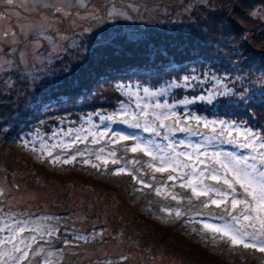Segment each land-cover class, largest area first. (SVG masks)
I'll list each match as a JSON object with an SVG mask.
<instances>
[{"label": "trees", "instance_id": "16d2710c", "mask_svg": "<svg viewBox=\"0 0 264 264\" xmlns=\"http://www.w3.org/2000/svg\"><path fill=\"white\" fill-rule=\"evenodd\" d=\"M260 8L263 11L262 15H250L251 12ZM142 29L146 31V36L140 35L141 37L135 43L124 39L126 43L117 45L113 39H110L83 52L67 47L61 60L57 61L56 71L49 75L43 73L41 76L33 75L29 78L17 74L7 78V81L11 79L12 85L6 81V86L3 89L0 88V174L7 181L14 182L13 179L20 178V182L26 188H28V181L30 185H34V176L37 173L33 167H41L44 161L46 170L56 173L63 171L66 177H92L100 181L99 184L111 186L119 183L121 178L125 182L126 193L120 194L140 210H137L140 217L131 212L114 217L115 213L105 211L102 213L104 217L99 216V222L83 232V235L75 231H64L63 240L67 242L80 241L84 246H89L98 240L101 232L109 224L116 226L119 222V227L133 234L132 239L139 241L143 249L154 251L168 247L169 241L174 250L185 249L188 246L174 240L171 237L172 232L180 233L192 241L196 240L189 238V234H196L199 239L206 238L203 241L211 243L213 233L203 229L200 220H208L209 214L212 215L211 221L216 223H225L229 219L224 212L225 207L212 205L206 196H193L188 186H185L187 191H183L182 187L168 180L172 172L170 169L161 172L162 174L155 171L154 166L150 167L147 154L137 151L136 155L135 152L130 151L132 140H126L128 142L118 140V136H113V132L124 131L140 138L147 136L149 140L152 138L154 143L162 141V145L165 146L168 145L166 142L168 139L177 144L176 150L189 144H203L202 151H207L208 155L214 151L230 152L229 149H234L236 146L221 143L219 140L207 143L204 136L211 133L204 128L203 123L198 124L190 118L185 120L190 113L207 120L225 119L244 122L248 127L264 134V121L257 124L260 116L256 114H262L261 108L256 114L248 111V116L244 118L242 112L229 114V111L222 108L223 104L219 102L220 98L233 97H216L211 104L194 100L196 96L207 95L209 90L216 87L214 78L221 79L233 90L235 96L239 95L234 84L235 76L219 68L223 66L222 49L226 48V56L242 60L244 66L253 65L256 70H259L264 64V0H202L180 20L169 19L156 28L144 26ZM180 68H183L182 72L176 75L170 74ZM136 71L139 73H135ZM12 73L13 71L10 70L9 76L14 75ZM185 76H196L197 79L185 82L183 80ZM71 79L74 80L75 87H60L61 83ZM258 79L264 82L263 77ZM173 83L180 86L170 87ZM186 83L192 86L187 87ZM45 86L48 88L47 91L39 102L36 101L38 94H42ZM239 86L237 85L238 88ZM144 88L158 94L145 95ZM69 95L70 99L68 98V106L65 109H58L51 118H43L46 115L41 112L42 110H46ZM87 99H90V102H83ZM185 99L193 102L179 103ZM165 102L175 104L170 111L176 112L179 124L176 123L175 117L164 121L166 125L177 129L175 131L160 128V121L156 119L155 114L168 110L155 108L154 105ZM142 109L147 112L146 118L140 116ZM124 112L128 115H116L112 120L101 119L102 116ZM132 113L137 115V121L133 122L140 123V128L130 127L129 124L122 122L130 120ZM48 122L52 126L48 129L43 128V125ZM145 126L155 128L160 135L157 136L151 131L145 132ZM179 127H190L192 131L199 134L181 132L178 130ZM101 132L105 133L103 137L99 135ZM66 133L70 134L66 135ZM76 136H79L80 140L71 147L59 146L61 143H72ZM180 141H184V144H179ZM52 145L57 146L53 148ZM34 148L35 151H33ZM45 148L49 149L51 156L44 153ZM56 149L75 156L73 164H64L62 159L56 162L53 156ZM101 149L103 152H100ZM113 149L116 151L114 157L108 155L113 152ZM236 149L239 152L242 151L241 148L236 147ZM14 150L25 157H16ZM243 150L246 154L249 151ZM97 154L106 158L108 163L104 164L103 159L97 160ZM56 156L60 155L56 154ZM85 159L90 161L88 165L82 164ZM113 159L118 163L113 164ZM208 162L211 163L212 160ZM207 164H201V167ZM118 167L125 168L128 173L113 174L114 169ZM149 168H152V171H148ZM189 171L190 169L187 170ZM133 176L137 179H133ZM207 181L210 180L206 179L204 182ZM213 182H211L213 187L225 188L214 186ZM156 188L161 189L159 194ZM71 194V192L56 194L55 196L62 203L49 205L47 213L62 214L60 209L67 207V202L70 201L67 198H73ZM172 195L177 198L172 199ZM205 204L208 206L205 207ZM177 208L184 213L180 218H177L175 214ZM227 208L231 210L228 205ZM232 211L233 214L237 212ZM1 214L0 210V227L5 222L10 223L13 220L8 215L2 221ZM71 215L72 212L56 216L72 221ZM147 218L149 221L146 220ZM109 219L110 222H106ZM70 221L69 224H71ZM156 223L169 231L163 236L153 227ZM193 229L196 231H192ZM42 232L43 238L37 236V240L41 243L56 247V244L60 242L58 235L46 236L45 228ZM1 234L5 237L8 232L5 230L0 232ZM216 242L224 244L225 251L230 257L236 255L242 248L231 246L228 242L221 240L218 235ZM243 251L245 253L239 255L238 262L241 263V257H243L248 261L264 264V254L250 248ZM222 259L227 258L222 257Z\"/></svg>", "mask_w": 264, "mask_h": 264}, {"label": "rangeland", "instance_id": "374dc122", "mask_svg": "<svg viewBox=\"0 0 264 264\" xmlns=\"http://www.w3.org/2000/svg\"><path fill=\"white\" fill-rule=\"evenodd\" d=\"M201 1L202 0H88L90 8L100 7L102 9V16L106 17L107 10L111 7H115L120 11L127 12L130 18L115 16L112 19H104L103 21H85L83 22V26L87 27L90 24L92 28V30L87 33L83 32L80 27H74L69 20L61 18L59 22L56 23L55 30H48V35H50L53 40H57V31H59L60 34L69 37V39L59 41L57 47L53 49V47L47 41L41 38L40 48L37 50V54L34 57L31 55L30 40H34L35 38L30 36L29 39H26L23 34H20L19 39L21 44L19 47L23 49L25 48L26 44L28 46V64L27 66L19 64V52H17L14 56V59L16 60L18 66L11 69L14 75L9 76V72L7 75L0 72V88L3 89V87L6 86L5 83L7 78H12L17 74L29 78L33 75H36L37 77L41 76L43 73L49 75L51 72L56 71L57 61L61 60L66 48L70 47V45L74 44L75 47H71L72 49L78 50V52H83L89 50L94 45L96 46L102 42H107L110 39H113L117 45L126 43L123 41L124 39H129L131 43H135L136 40L145 35L146 31L142 29L144 26L156 28L158 25L168 21L169 19L180 20L186 14H189L190 11H186V9H191L194 5ZM130 4L133 6H138L139 11H133L132 8L129 7ZM79 11L81 14H83L84 9H80ZM254 11L258 13L257 15H262L263 12L262 8L256 9ZM18 13L20 15L15 23V31L17 33H20L21 22L32 25L42 24L44 22L42 18L35 13H28L26 11ZM25 17H27L26 20ZM77 23L79 24L80 22L78 21ZM117 45L115 46L116 49L118 48ZM222 56L223 66L219 68L220 70L226 71L228 74L235 76L234 84H236V90L239 92L238 96H235L231 99H239L246 96L251 97V101L246 99L244 100V103H224L222 101L231 99L220 98L219 102L223 104L222 108L228 110L229 114L242 112L244 118L248 116V111H250L251 114H256L261 108L262 114H256L260 116V120L257 121V124H260V122L263 123L264 82H260L258 77L264 78V64L260 66L259 70H256L253 65L250 67L244 66L242 60L226 56V48L222 49ZM5 58L10 57L6 56ZM40 61H43V63L40 64ZM182 70L183 68H180L176 71H172L170 74L176 75L182 72ZM135 73L139 72L136 71ZM237 85H240L239 88ZM66 86L75 87L74 80H67L61 83L60 87ZM99 86L100 84L97 86V89ZM47 89V87L44 88L42 94H38L36 101L39 102L41 100ZM68 98L70 99V95L65 96V98L60 102H57L55 105L50 106L46 110H42L41 112L46 115L43 116V118H51L58 109H65L68 106ZM83 102L88 103L90 102V99L83 100ZM45 124L46 125H43V128L45 129H48L52 126L50 122ZM106 130L107 127L105 128V131ZM118 133L133 136V134L124 131H119ZM136 137V141L132 140L133 143L130 144V147H132L137 142L143 144L145 141H150L152 151L154 153H156L158 156L164 154L163 152H159L155 147V145L159 144L162 148H166L167 146L162 145V141H157L154 143L153 139L150 138L151 140H149L147 136H143L141 138L140 136ZM118 140H121L119 136ZM65 141H67V139H65ZM122 141L128 142L126 140ZM166 142L169 144L170 141L166 139ZM182 147L184 148H178L177 151H193L191 147ZM229 151H235L237 154L246 155L243 149L239 152L237 151L236 147L234 149H229ZM14 152L18 158H20L19 156L25 157L16 150H14ZM48 152L49 149L45 148L44 153ZM113 152H116L115 149H113ZM139 152L144 153V155L146 154L142 151ZM212 153H210L208 157H210ZM56 154L60 155L62 160L71 156L66 151H58V149H56L55 155L53 156L56 157ZM135 154L137 155L138 153L135 152ZM146 156L149 158L148 160L150 161L151 166H154L155 168L161 166L159 160L153 161L151 159V155L149 154ZM4 157L6 158L7 155ZM179 159L184 163L194 164L195 153H193L192 161L185 160L184 157H180ZM200 159L204 160V164H208L204 165L203 167H201V164L195 165V175L197 176L199 172L202 171L206 166H215L213 162H208L210 159L207 157L202 156ZM73 162L74 160L71 163L73 164ZM82 164L88 165L83 162ZM157 164L158 166H155ZM169 169L172 171L171 168ZM33 170L37 173V175L34 176L35 184L30 185V182L28 181V188H26L25 185L20 182V178L13 179L14 182H9L2 174H0V190H2V193H0V210L2 213L1 220H5L6 217L10 215L11 219L21 221L27 220L29 221L30 225L32 222H35V224L41 226V230L45 228L46 236L49 231H51L55 236L58 235L57 238L60 242L56 244V247L54 245L49 246L43 244L40 242V240L36 239L32 245V250H35L37 247H39L40 245L38 243H40L44 246L46 251L41 253L40 256L30 255V264H38V262L45 259L46 253L48 251L52 252L51 256L46 257L51 262V264H109V262L110 264H258L257 261H248L243 257H241L242 262H238L239 255L245 253V251H243V247L239 249L236 255L230 257L226 253L223 243H213L212 240L211 243L204 242L203 240L206 238L199 239L196 234H189V238L196 240L192 241L187 239V237L182 236L180 233H171V237L174 240L187 245L188 248H179L174 250L171 246V242L169 241V248L166 246L154 251H149L143 249L139 241H134L132 239L133 234L131 235L126 230L120 228L119 222L116 226L109 224L104 229V231L101 232L98 240L94 241L89 246H84L80 241L67 242L63 240L64 231H75L79 232L80 235H83V232H86L93 224L99 222V216L104 217L102 213L105 211H111L115 213V215L112 214L114 217H117L118 214L121 213H124L125 215V213L128 212L140 217L141 215L138 213L140 210L130 204L129 200L123 196L126 193V185L125 182L121 180V178L119 179V183H114L113 186H111L99 184L100 181L92 177H66L64 176L65 173H63V171H60L62 173L61 174L46 170L44 161H42L41 167L35 166L33 167ZM187 170V168L181 167L176 172L172 171L171 175L177 177L172 181L180 187L182 184L186 185L187 181L184 177V174L187 173ZM148 171H152V168H149ZM126 173H128L127 170ZM205 175L207 176V173H205ZM205 180L206 179H204V181ZM211 182L212 180L204 183L206 185H211ZM212 184L214 186L226 188L222 182L217 183L214 181ZM37 189H39V191H37ZM182 189L183 191H187V187H182ZM67 191L72 193L71 195H73V198H67V200L70 201L67 202V207L60 209L62 214L47 213V207L49 205L62 203V201L57 199L55 195L59 194L60 192H62V194L68 193ZM237 194L238 199L246 198L243 195L242 190L239 189V186H237ZM72 199L73 202H71ZM230 199L231 197H229V200ZM229 200L227 205L231 209V203ZM235 211H243V206H239L237 209H235ZM69 212H72V221L67 219L63 220L56 216L68 214ZM237 212H234V214ZM211 219L212 215L209 214L208 220L204 219L200 220V222L201 224L203 221H207L212 224H224L216 223V221L213 222ZM146 220L149 221L148 218ZM69 221L71 224H69ZM106 222H110V219ZM153 227L157 229V231L163 236L167 233V231H169V229L163 228L157 223L153 224ZM32 235H35V233L31 232L30 230H27L22 234L24 238L30 237ZM0 236V238L7 237H4L3 234ZM8 247L10 248L11 246L8 245ZM187 249H191V251H187ZM191 256L192 258H190ZM122 257H125L126 259H121ZM219 257L221 259H218ZM222 257L227 259H222Z\"/></svg>", "mask_w": 264, "mask_h": 264}, {"label": "snow or ice", "instance_id": "6c2138e0", "mask_svg": "<svg viewBox=\"0 0 264 264\" xmlns=\"http://www.w3.org/2000/svg\"><path fill=\"white\" fill-rule=\"evenodd\" d=\"M0 3L7 6L15 7L17 0H0ZM20 6L28 13H35L39 15L44 21L42 24H26L21 22L20 33L14 31L11 27L4 28L0 30V72L8 74V72L17 67L16 60L14 56L19 52V64L27 66L29 59L28 46L21 49L19 45L21 41L19 35L23 34L26 39L29 37H34V40H30L31 43V55L34 57L37 54V50L40 48V39L47 41L53 49H55L59 41L67 40L69 37L62 35L57 31V40L48 35V30H55L56 23L59 22L61 18L69 20L74 27H80L83 32L87 33L92 30L91 25L87 27L83 26L85 21H103L104 19H112L115 16H120L123 18H130L127 12L118 10L115 7H111L107 10V15L102 16V9L100 7H89L88 0H21ZM203 6V5H202ZM133 11H139L138 6L129 5ZM80 9H84L83 14L80 13ZM191 9H186L190 11ZM258 13L253 11L250 13L252 16H256ZM19 15V13H17ZM7 13L5 11H0V22L7 19ZM27 17H25V20ZM80 22L79 24L77 22ZM70 47H75V45H70ZM10 58H5V57ZM43 61H40L42 64ZM196 76H185L183 80L185 82L195 81ZM215 79L216 87L208 91L207 95H199L194 98L195 101H205L211 104L216 97H235V93L229 87H227L223 81L219 78ZM9 85H12L11 79L7 81ZM179 87L173 83L170 87ZM187 87H191L190 83H186ZM163 91V90H161ZM143 92L145 95L156 96L158 92L150 91L148 88H144ZM251 101L250 96L241 97L239 99H231L227 101H222L224 103H244V100ZM192 100H181V104L192 103ZM139 107V105H138ZM155 108H163L168 111H164L156 115V119L160 121V128H168L169 131H175L177 129L171 128L164 123L165 120L175 117L176 123L179 124V117L176 112L170 111V109L175 107V104H164L157 103L154 105ZM116 115H128L127 112L120 114H113L112 116H102V120H112ZM140 116L143 118L147 117V112L142 109ZM192 119L198 124L203 123L205 129H208L211 135H205L204 140L207 143H211L219 140L221 143L233 144L238 148L249 150L246 155L237 154V152H224V151H214L210 157H208L207 151H202L204 149L203 144L195 145H185L192 148V152L177 151V144L169 142L166 148H162L159 144L155 145L159 152H163V155H157L152 151L151 142L145 141L143 144L137 142L131 148L130 151L137 152L142 151L146 154L151 155L152 160H159L161 166L155 168V171L165 172L169 168L173 172H176L179 168H188L189 172L184 174L186 178V185L182 184L181 187L188 186L191 188L192 195L195 197L206 196L209 198V202L216 207H225V212L229 219L225 221L224 224H212L207 221H203V229L213 233V243L216 242V236L218 235L221 240L228 242L231 246L243 247L244 249H253L259 253L264 254V134L247 126L244 122H237L233 120L217 119V120H207L204 117L197 116L195 114H189L185 117V120ZM137 115L135 113L131 114L130 120H123V123L129 124L130 127L140 128L141 124L137 121ZM179 131L188 132L192 135H197L199 133L192 131L190 127H179ZM144 131H151L155 135L159 136L160 132L156 131L155 128L144 127ZM70 133H66L68 135ZM113 136H119L121 140H136L135 136H128L123 133H112ZM55 135V133H53ZM101 137L105 133L101 132L99 134ZM167 138V137H166ZM95 139V138H94ZM80 140L79 136L72 141L70 144L61 143L59 146L62 148H69L72 144ZM179 144H184V141L178 142ZM27 146V142H25ZM57 145H52L56 147ZM43 147V144H42ZM170 149V151H169ZM35 151V148L33 149ZM103 152V149L100 150ZM193 153H195L194 164L184 163L180 160V157H184L185 160L192 161ZM82 154V153H78ZM47 155L51 156L49 151ZM109 156H115V152H110ZM208 157L212 160L215 166H206L202 171L199 172L198 176L196 174L195 165L204 164V160L200 157ZM60 156L54 157L56 162H60ZM75 156H69L63 160L64 164L71 163L75 160ZM97 160L103 159V163L107 164L108 160L102 158L100 154L96 156ZM90 161L85 159L83 163L88 164ZM113 164L118 163L117 160H112ZM151 166V165H150ZM93 167H98V165H93ZM126 172L125 168L115 169L113 174H123ZM207 173V176L205 175ZM177 177L173 175L168 176V180H175ZM133 179L137 177L133 176ZM204 179H209L216 181L217 183L222 182L226 188H216L211 185H206ZM143 183V181H140ZM237 186L242 190L243 195L246 197L244 199L237 198ZM149 187V185H145ZM156 192L159 194L161 192L160 188H156ZM2 193V190H0ZM212 194V195H210ZM229 197H231V210L227 208ZM175 195H172V199H176ZM243 206V211L233 214L232 210H235L238 206ZM208 205L205 204V207ZM177 218H180L184 213L181 212L179 208L175 210ZM249 229H251L249 231ZM7 230L8 235L5 238H0V264H30L29 256H40L41 253L45 252L43 245H40L35 250H32V245L36 241L37 236L43 238L44 233L41 230V226L32 222L24 220H11L10 223L5 222L2 227H0V232ZM30 230L35 233L30 237L24 238L22 236L25 231ZM192 231H196L193 229ZM47 235L51 236L52 232L49 231ZM84 239V237H79ZM8 245L11 247L9 248ZM31 250V251H30ZM61 251V250H57ZM52 252L48 251L47 256H51ZM45 257L38 264H51V262ZM121 259H126L122 257ZM110 264V262H109Z\"/></svg>", "mask_w": 264, "mask_h": 264}, {"label": "flooded vegetation", "instance_id": "af4514ba", "mask_svg": "<svg viewBox=\"0 0 264 264\" xmlns=\"http://www.w3.org/2000/svg\"><path fill=\"white\" fill-rule=\"evenodd\" d=\"M20 2L21 0H17V4L15 7L7 6L5 4L0 3V11H5L8 16L7 19L0 22V30L11 27L15 31V23L20 15H17V13L25 11L24 8L20 6Z\"/></svg>", "mask_w": 264, "mask_h": 264}]
</instances>
